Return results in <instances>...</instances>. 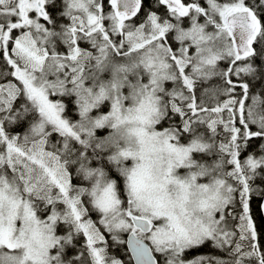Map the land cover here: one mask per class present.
Masks as SVG:
<instances>
[{
  "label": "snow or ice",
  "instance_id": "1",
  "mask_svg": "<svg viewBox=\"0 0 264 264\" xmlns=\"http://www.w3.org/2000/svg\"><path fill=\"white\" fill-rule=\"evenodd\" d=\"M0 264H264V0H0Z\"/></svg>",
  "mask_w": 264,
  "mask_h": 264
}]
</instances>
